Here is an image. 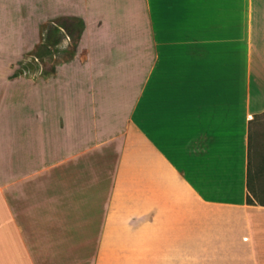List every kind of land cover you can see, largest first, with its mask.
<instances>
[{
  "label": "crops",
  "instance_id": "obj_1",
  "mask_svg": "<svg viewBox=\"0 0 264 264\" xmlns=\"http://www.w3.org/2000/svg\"><path fill=\"white\" fill-rule=\"evenodd\" d=\"M19 2L0 65L80 27L0 184V264H264V0H29L26 43Z\"/></svg>",
  "mask_w": 264,
  "mask_h": 264
},
{
  "label": "rangeland",
  "instance_id": "obj_2",
  "mask_svg": "<svg viewBox=\"0 0 264 264\" xmlns=\"http://www.w3.org/2000/svg\"><path fill=\"white\" fill-rule=\"evenodd\" d=\"M19 1L24 15L19 26L25 31L22 40L26 43L35 30L36 14L25 15L28 12L29 0ZM79 27V21L73 18H59L55 20V24L50 22L40 24L41 40L23 51L18 63L0 65V184L14 185L30 180L19 178V174L32 171L34 164L20 163L19 151L14 144L22 145L32 140L33 126L37 124L33 113L34 86L37 83H44L53 72L54 65L73 54ZM35 96L37 99L38 95ZM18 137L19 139H16ZM35 166L37 169V165ZM256 198L264 200V195ZM88 246L93 249L94 243H85V251H88ZM71 248L73 258L78 259L81 250L79 242H73ZM88 254L91 256L90 251ZM192 262L191 259H185V264Z\"/></svg>",
  "mask_w": 264,
  "mask_h": 264
}]
</instances>
